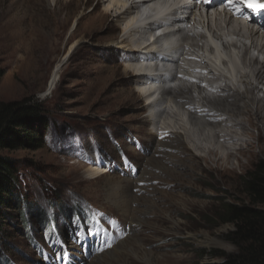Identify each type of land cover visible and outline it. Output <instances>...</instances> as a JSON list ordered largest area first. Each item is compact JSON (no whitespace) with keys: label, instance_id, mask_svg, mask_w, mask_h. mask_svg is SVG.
<instances>
[{"label":"rangeland","instance_id":"obj_1","mask_svg":"<svg viewBox=\"0 0 264 264\" xmlns=\"http://www.w3.org/2000/svg\"><path fill=\"white\" fill-rule=\"evenodd\" d=\"M49 1L36 7L32 1L0 0V102L39 100L50 120L41 147L0 149L18 161L21 192L32 203L21 212L9 209V220L0 217V264H199L222 259L210 257L211 251L235 252L226 238L235 223L221 217L225 203L247 199L243 177L264 160V145L238 153L242 164L234 160L227 168L204 160V151L184 132L180 151L168 146L175 134L158 128L174 127L175 119L168 113L155 116L158 106L132 82L125 55L107 46L125 37L123 25L133 14L116 21L113 12L97 28L87 19L74 20L80 11L99 13L125 0L100 5L99 0H58L50 7ZM67 16L71 22L57 41L51 24ZM139 37H130V44ZM235 55L239 66L243 53ZM58 64L57 84L47 91ZM165 105L170 112L179 110L169 100ZM250 129L258 137V129ZM157 134L165 146L155 142ZM153 160L162 161L165 171ZM117 180L135 194L132 206L139 209L132 213L142 219L134 228L116 203ZM145 203L152 205L147 213ZM118 245L124 248L115 255L97 258L100 248L112 251Z\"/></svg>","mask_w":264,"mask_h":264},{"label":"bare ground","instance_id":"obj_2","mask_svg":"<svg viewBox=\"0 0 264 264\" xmlns=\"http://www.w3.org/2000/svg\"><path fill=\"white\" fill-rule=\"evenodd\" d=\"M17 1L19 3L32 1L36 7L43 3V0ZM57 2L58 0L49 1V7ZM100 2L103 3V0H99V5ZM190 6L185 4V0L116 1L112 6L103 7L99 13L80 11L74 20L80 22L87 19L91 28H97L113 12L116 21L133 14L132 19H127L123 25L125 37L110 41L107 46L125 55L123 57L125 67L135 75L132 82L144 90V96L149 97L148 99L154 98V103L158 106L156 112L152 111L155 112V116L168 113L175 119L174 127L166 123L164 128H158L159 131L167 130L175 134V138L170 141L172 144L169 143L168 146L180 151L184 132L185 139L188 137L190 142H193L192 146L196 143L204 151L203 154H206L204 160L211 165L227 168L235 161L241 165L238 153L247 154L256 148L257 144L262 150L264 145V30L262 32L261 28L251 24L256 23L257 18H253L247 25L238 20L237 18L244 16L242 11H234L232 16H228L215 9L212 12H203ZM53 10L50 9L51 12ZM26 11L29 13L28 7ZM35 18L41 20L43 16L37 14ZM70 22V16L56 19L51 24L50 34L60 41ZM140 32L146 36L141 37ZM135 36L139 38L136 44L131 45L129 38ZM82 40L83 38L76 40L70 50L81 44ZM128 46L130 48H126ZM236 51L243 53L244 61L240 59L242 61L239 63L240 68L236 64ZM254 51L260 55H256ZM175 65L178 70L173 67ZM134 66L135 69L130 70ZM59 72L60 64L53 70L47 91L53 90L56 86ZM236 78L243 86L239 87L233 83L235 86L233 87L225 83L226 79L233 82L232 80ZM173 79L174 86H170ZM153 85H156L157 89L147 90ZM157 92L159 94H156ZM166 100L174 104L171 106L178 107L183 112L167 110L169 107L165 105ZM180 113H183L184 117H181ZM185 117L188 118L187 123L181 122ZM151 120L149 118V121ZM208 127L209 130H213L212 133L208 131ZM249 127L258 129V137L253 136ZM158 136L159 134L155 142L165 146V141L158 140ZM253 139H257L258 143ZM189 144L188 146L191 145ZM167 155L170 154L165 153L164 157L167 158ZM155 164L164 170L162 161L157 160ZM140 179L146 180V176ZM115 183L117 190L113 193L116 195L114 199L122 212L132 217L127 223L130 221L134 228L136 222L140 223L142 219L139 214L132 213L133 210L139 209L132 206L135 194L132 189L130 191L127 188V184L122 185L119 180ZM150 205L144 204L145 213L150 210L152 206ZM125 241L120 244H125ZM123 248L118 245L112 251H102V255L97 258L110 254L113 256L115 251ZM89 264L99 263L93 261Z\"/></svg>","mask_w":264,"mask_h":264},{"label":"trees","instance_id":"obj_3","mask_svg":"<svg viewBox=\"0 0 264 264\" xmlns=\"http://www.w3.org/2000/svg\"><path fill=\"white\" fill-rule=\"evenodd\" d=\"M4 71L0 69V78ZM46 106L39 100L24 99L0 102V149L39 148L43 145L50 120ZM256 166V167H255ZM243 177L247 199L242 203H225L223 222H234L236 228L226 238L236 251L209 256L224 257V261L199 264H264V160ZM20 165L16 159L0 153V217L9 220V209H25L28 194L22 195Z\"/></svg>","mask_w":264,"mask_h":264},{"label":"clouds","instance_id":"obj_4","mask_svg":"<svg viewBox=\"0 0 264 264\" xmlns=\"http://www.w3.org/2000/svg\"><path fill=\"white\" fill-rule=\"evenodd\" d=\"M185 4H187V3H185ZM191 6H192V4H191ZM190 6V7H191ZM193 8V7H192ZM194 9V8H193ZM197 9V8H196ZM213 9H215V11H217V12H222L223 14H226V15H228V16H232V14H233V12L234 11H232V10H229V9H226V8H219V6H216V5H211V6H207L206 8H205V10H202V9H197V11H203V12H212V10ZM243 12V17H240V18H237V17H233V18H237L238 20H242V22L245 24V25H247V24H249L250 23V21L253 19V18H257V19H260V17H263L262 15H260V14H257V13H254V12H247V11H242ZM251 16V18L250 19H246L245 17L246 16ZM252 25H254V26H257V27H259V28H261V30H262V32H263V30H264V28L261 26V24H260V22H259V20H257V22L256 23H251ZM173 67H175V70H178V68H177V66L175 65V66H173ZM174 70V71H175ZM233 82H231V81H229L228 79H226L225 80V83L227 82V83H229L230 85H232L233 83H235V81L234 80H232ZM174 83H175V79L173 80V84H170V86H174ZM178 84V83H177ZM236 84V83H235ZM150 87V86H149ZM152 88L153 89H157V86L156 85H153L152 86ZM156 94H159V92H157ZM155 94V95H156ZM154 95V96H155ZM151 97V96H150ZM150 100V99H149ZM102 247H104V243H103V245H101ZM94 249H96L97 250V248H95V247H93ZM101 249V248H100ZM98 253H101V250L99 251L98 250ZM221 260H211V261H209V262H216V261H224L225 259H224V257L223 256H221Z\"/></svg>","mask_w":264,"mask_h":264},{"label":"snow or ice","instance_id":"obj_5","mask_svg":"<svg viewBox=\"0 0 264 264\" xmlns=\"http://www.w3.org/2000/svg\"><path fill=\"white\" fill-rule=\"evenodd\" d=\"M204 3H213L215 0H203ZM224 2V0H222ZM229 6L233 7L237 12H241L242 10L246 11L247 9L251 8L253 11L257 12V14L264 15V5H261L259 8H255L251 3H249V0H226ZM246 19H250L251 16H246ZM253 22H255L253 20ZM264 27V24L261 25ZM206 87V86H205ZM106 247H111L110 244H107ZM103 251V248L100 249Z\"/></svg>","mask_w":264,"mask_h":264}]
</instances>
